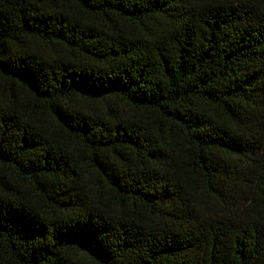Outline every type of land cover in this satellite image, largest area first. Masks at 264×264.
<instances>
[{"label":"trees","instance_id":"1","mask_svg":"<svg viewBox=\"0 0 264 264\" xmlns=\"http://www.w3.org/2000/svg\"><path fill=\"white\" fill-rule=\"evenodd\" d=\"M0 264H264V0H0Z\"/></svg>","mask_w":264,"mask_h":264}]
</instances>
